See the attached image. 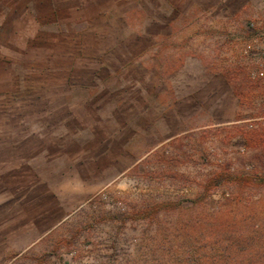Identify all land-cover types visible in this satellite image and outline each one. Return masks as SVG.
I'll list each match as a JSON object with an SVG mask.
<instances>
[{"label": "rangeland", "instance_id": "rangeland-1", "mask_svg": "<svg viewBox=\"0 0 264 264\" xmlns=\"http://www.w3.org/2000/svg\"><path fill=\"white\" fill-rule=\"evenodd\" d=\"M263 33L264 0H0V264H264Z\"/></svg>", "mask_w": 264, "mask_h": 264}, {"label": "built area", "instance_id": "built-area-1", "mask_svg": "<svg viewBox=\"0 0 264 264\" xmlns=\"http://www.w3.org/2000/svg\"><path fill=\"white\" fill-rule=\"evenodd\" d=\"M255 25H256V21H249L246 23L244 29L246 30V32H250V36H251V43H243L242 47V54H247L250 53L253 49V46H256L258 44V38H259V33L254 34L253 31L255 30ZM264 37V33L261 34ZM249 36V37H250ZM257 54V53H256ZM256 77L257 78H263L264 77V71L263 68L261 66V68L257 71L256 73Z\"/></svg>", "mask_w": 264, "mask_h": 264}, {"label": "crops", "instance_id": "crops-1", "mask_svg": "<svg viewBox=\"0 0 264 264\" xmlns=\"http://www.w3.org/2000/svg\"><path fill=\"white\" fill-rule=\"evenodd\" d=\"M171 38V36L169 35V39ZM183 66H185V64L183 65ZM180 67H182V65H180ZM197 67V65H196V63H194V68H196ZM181 99V98H180Z\"/></svg>", "mask_w": 264, "mask_h": 264}]
</instances>
